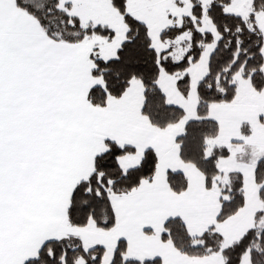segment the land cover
Wrapping results in <instances>:
<instances>
[{"label": "snow or ice", "instance_id": "obj_1", "mask_svg": "<svg viewBox=\"0 0 264 264\" xmlns=\"http://www.w3.org/2000/svg\"><path fill=\"white\" fill-rule=\"evenodd\" d=\"M0 264H264V0H0Z\"/></svg>", "mask_w": 264, "mask_h": 264}]
</instances>
